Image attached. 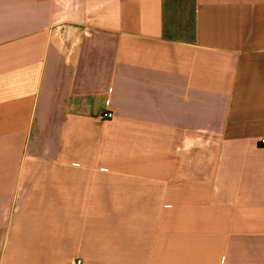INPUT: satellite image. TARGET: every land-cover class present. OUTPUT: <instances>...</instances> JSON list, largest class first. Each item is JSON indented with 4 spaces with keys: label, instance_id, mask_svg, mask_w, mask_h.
Wrapping results in <instances>:
<instances>
[{
    "label": "crops",
    "instance_id": "0c3cea01",
    "mask_svg": "<svg viewBox=\"0 0 264 264\" xmlns=\"http://www.w3.org/2000/svg\"><path fill=\"white\" fill-rule=\"evenodd\" d=\"M262 140L264 0H0V264H264Z\"/></svg>",
    "mask_w": 264,
    "mask_h": 264
},
{
    "label": "built area",
    "instance_id": "2783aa9c",
    "mask_svg": "<svg viewBox=\"0 0 264 264\" xmlns=\"http://www.w3.org/2000/svg\"><path fill=\"white\" fill-rule=\"evenodd\" d=\"M112 117H113V114L110 112L103 114V118L105 119H111ZM262 142L264 143V140H262ZM78 264H80V261H78Z\"/></svg>",
    "mask_w": 264,
    "mask_h": 264
}]
</instances>
